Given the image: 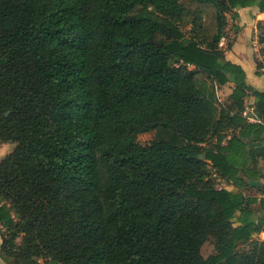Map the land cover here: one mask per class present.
I'll use <instances>...</instances> for the list:
<instances>
[{
    "label": "trees",
    "instance_id": "1",
    "mask_svg": "<svg viewBox=\"0 0 264 264\" xmlns=\"http://www.w3.org/2000/svg\"><path fill=\"white\" fill-rule=\"evenodd\" d=\"M187 1L212 34L183 32ZM226 2L0 0L1 262L264 264V91L219 46L222 12L264 0ZM197 73L233 84L224 108Z\"/></svg>",
    "mask_w": 264,
    "mask_h": 264
},
{
    "label": "rangeland",
    "instance_id": "2",
    "mask_svg": "<svg viewBox=\"0 0 264 264\" xmlns=\"http://www.w3.org/2000/svg\"><path fill=\"white\" fill-rule=\"evenodd\" d=\"M184 3L186 5V12L183 18L179 22V25L183 30V32H185L187 35L190 34L193 35L194 27L195 26L198 27L201 25L205 27L207 35L212 34L215 31V24L217 22L216 8L214 7V5L210 3L196 4L194 3V1H187ZM222 15L224 16L225 24L219 41V46H221L222 49H226L227 45L231 44V40H233L234 38L233 34L236 33V31L238 30L236 28V22L239 21V17H234L228 12H222ZM257 21H264V16L257 19ZM256 22L254 23V32L251 38L252 42L250 40L249 46L250 48H252V50H254L253 52H254L255 60L263 61L264 54L260 51L261 45L257 43V38H256V34H257V31L255 29ZM223 37L224 40H222ZM188 68L190 70L193 69V67H188ZM195 83L197 87L205 95L209 97V99L211 100L213 105L217 108V110H220L221 108H224L227 105V98L231 93L233 84L228 83L224 86H218L217 84L213 83L211 80H209L201 73L196 74ZM252 107L253 104L250 103V99H248L247 97L245 100V107L243 109L242 114H244L247 117V119L250 121L257 119L253 109H251ZM14 147H15V143H0V160L3 159L7 154H9L14 149ZM257 168L261 172V175L263 176L258 181L260 182V185H264V160H261L258 163ZM211 176L215 180L216 186L228 187L229 189H234L230 184L216 178L213 173L211 174ZM244 193L247 195H255L257 197L260 196V192L253 190L249 191L246 189L244 190ZM256 240L258 241L264 240V231L252 236V241H256ZM211 242L213 243L212 240H210V243ZM0 243H1V238H0ZM211 244L208 243L206 248L210 250L212 246ZM241 249H250V243L242 245ZM1 264L4 263L1 262Z\"/></svg>",
    "mask_w": 264,
    "mask_h": 264
},
{
    "label": "crops",
    "instance_id": "3",
    "mask_svg": "<svg viewBox=\"0 0 264 264\" xmlns=\"http://www.w3.org/2000/svg\"><path fill=\"white\" fill-rule=\"evenodd\" d=\"M237 12L239 21L236 22V28L238 30L233 34L234 38L231 40L230 48L223 49L225 59L239 65L244 70L246 81L249 85L256 90L264 91V75L256 74L257 68L254 50L249 46L250 40L252 42L251 38L254 32V23L257 19L262 17L261 15L264 13L259 12L258 8L255 6L241 8V10L238 9ZM248 99H250L251 104L255 101L253 97H248ZM251 109H253V107ZM225 188L229 189L228 187ZM229 190L237 192L235 188Z\"/></svg>",
    "mask_w": 264,
    "mask_h": 264
},
{
    "label": "water",
    "instance_id": "4",
    "mask_svg": "<svg viewBox=\"0 0 264 264\" xmlns=\"http://www.w3.org/2000/svg\"><path fill=\"white\" fill-rule=\"evenodd\" d=\"M223 4H226L227 5V2L226 0H220ZM250 185L251 186H256V187H259L260 186V182L259 181H250Z\"/></svg>",
    "mask_w": 264,
    "mask_h": 264
},
{
    "label": "built area",
    "instance_id": "5",
    "mask_svg": "<svg viewBox=\"0 0 264 264\" xmlns=\"http://www.w3.org/2000/svg\"><path fill=\"white\" fill-rule=\"evenodd\" d=\"M222 40H224V37L222 38Z\"/></svg>",
    "mask_w": 264,
    "mask_h": 264
}]
</instances>
